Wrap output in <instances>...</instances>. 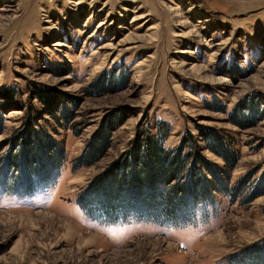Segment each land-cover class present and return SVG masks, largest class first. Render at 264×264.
<instances>
[{
    "label": "rangeland",
    "instance_id": "rangeland-1",
    "mask_svg": "<svg viewBox=\"0 0 264 264\" xmlns=\"http://www.w3.org/2000/svg\"><path fill=\"white\" fill-rule=\"evenodd\" d=\"M187 134L212 201L105 224L134 140ZM0 264H264V0H0Z\"/></svg>",
    "mask_w": 264,
    "mask_h": 264
},
{
    "label": "trees",
    "instance_id": "trees-1",
    "mask_svg": "<svg viewBox=\"0 0 264 264\" xmlns=\"http://www.w3.org/2000/svg\"><path fill=\"white\" fill-rule=\"evenodd\" d=\"M134 145L131 146L130 149H128L129 157H130V163L133 165L131 167L130 172H132V178L129 180V184H126L127 186L123 187L124 190H122L123 193H125V196H129V199H126V202H132L133 205H129L127 211L126 209H120L117 210V205L116 202L118 201L117 199H113V195L109 196L110 198L108 199L107 196L103 194V192H100L99 194L96 192L95 193L96 197H103L104 202L102 201V204H99V208L101 209V214L104 217L103 222L107 225L115 224L118 221L122 220H133V221H146L147 216L155 215L154 209L157 206L156 198L157 199H163L164 202L167 205V213L163 217L159 216H154L153 220H156L155 222H159V224H163L165 226H175V225H181L183 226L184 224H188V221L179 218V220L174 219L175 217H171L168 212L171 211L173 212L174 209H177L176 207H188L189 208H196L198 205L203 204L206 202L212 201L213 199V194L209 193L205 197L206 199H203V195H200L197 193V190L194 188L187 189L186 187L188 186V180L185 178H189L192 176L193 171L189 172L185 170V163L187 162L188 158H190V154L192 155L193 152H196L199 148L196 138L190 134H187L184 136V138L181 140L179 146L172 150H165L162 146V141L158 142L157 144L153 143H145L142 144L139 141L134 140ZM153 142V140H149ZM5 142V141H4ZM18 146V147H15ZM107 148V143H105L102 148ZM17 148V149H16ZM218 148V147H217ZM216 147H207L209 151L212 153L220 156L221 158H224L223 154H220L218 149ZM21 151L22 146L20 144L16 145L13 144L11 146V149L9 150L11 152V156L16 159L18 157V154L16 153V150ZM12 151H15L14 154H12ZM224 151V150H223ZM102 153V151H100ZM184 152L185 155H187L186 159H182L180 162H176V160L179 159L180 154ZM99 154V153H98ZM88 156L89 154L86 153L84 158ZM132 155V158H131ZM168 156V157H167ZM99 157V156H98ZM62 160V154H52L50 158L48 159V164L46 168H50L49 170L51 172H54L56 169L59 168L60 163ZM201 160V159H198ZM175 162V165L174 163ZM116 163V162H115ZM114 162L111 164L110 167H112ZM12 165L10 167H16L18 165V162L13 161L11 163ZM207 162L203 161V165L206 166ZM174 165V166H173ZM50 166V167H49ZM120 166L119 164L116 166L118 168ZM124 166V164H123ZM135 166L138 167V171L135 172L136 168ZM173 166V167H172ZM18 167V166H17ZM53 169H52V168ZM114 169H117V168ZM10 169V168H9ZM113 169V170H114ZM135 169V170H134ZM128 170V171H129ZM141 170V171H140ZM46 173L47 170H45ZM108 171V170H107ZM110 172V171H108ZM107 172V174H108ZM189 172L188 174H186ZM36 172L34 171L33 174ZM137 173V174H136ZM141 176L139 179L138 176ZM205 175V174H204ZM157 177H160L161 179L157 181ZM180 181L181 179L185 180L182 183L178 182L177 184H172L171 182L173 181L172 179H177ZM97 182V178L93 181V185L91 184V187L88 189L89 192H91V188L94 186V184ZM162 186V188H159ZM158 187L156 191H154ZM95 190V188H94ZM143 190L147 191L149 194L145 198H142V196H139ZM161 191V192H160ZM154 192H160L156 194L155 199L149 198L154 194ZM93 195V194H92ZM142 195V194H141ZM160 195V196H159ZM154 199V200H153ZM113 201H116L115 203ZM211 205V204H210ZM96 207H92V209H95ZM126 216V219H121L120 217ZM112 218V219H111ZM120 218V219H119Z\"/></svg>",
    "mask_w": 264,
    "mask_h": 264
}]
</instances>
